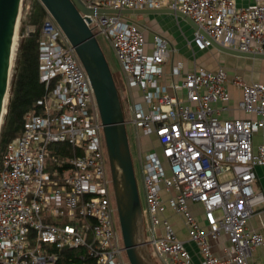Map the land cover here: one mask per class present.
I'll list each match as a JSON object with an SVG mask.
<instances>
[{
	"label": "built area",
	"instance_id": "1",
	"mask_svg": "<svg viewBox=\"0 0 264 264\" xmlns=\"http://www.w3.org/2000/svg\"><path fill=\"white\" fill-rule=\"evenodd\" d=\"M80 1L93 10L82 14L88 27L96 39L102 35L107 40L117 60L131 124L158 144L157 151L139 153L145 241L155 262L191 264L189 251L164 215L170 211L182 218L199 264H264V258L255 261L253 255L264 247V236L246 228L254 208L264 202L253 187L254 167L264 165V145H252L254 133L264 130V84L228 79L223 67L208 70L194 64L183 71L179 63L171 65L170 81L162 84V66L174 53L170 40L128 16L96 12L178 10L202 31L194 29L189 47L203 51L212 40L264 55V0L246 7L233 0ZM38 69L45 88L36 102L41 113L24 114L20 134L7 143L1 159L0 264H56L59 248L81 246L92 264H127L93 91L47 12L39 31ZM229 83L241 94L237 108L254 118L218 117L213 105L228 108ZM62 144L72 149L63 157L58 154ZM225 173L231 176L221 181ZM189 203L200 206L203 223ZM221 236L227 247L219 257L211 241Z\"/></svg>",
	"mask_w": 264,
	"mask_h": 264
},
{
	"label": "water",
	"instance_id": "2",
	"mask_svg": "<svg viewBox=\"0 0 264 264\" xmlns=\"http://www.w3.org/2000/svg\"><path fill=\"white\" fill-rule=\"evenodd\" d=\"M21 1L0 0V125L5 112L10 70L15 53L16 43L14 44L13 39L16 34ZM38 1L72 46L93 91L102 125L117 222L127 261L129 264H157L145 241L142 206L128 144L121 95L99 42L86 23L89 19L82 16V14H93V10L86 8L80 0ZM96 12L120 14L126 17L136 14H172L182 18L202 33L189 17L178 10L168 8L98 9ZM211 45L224 53L264 59V55L229 49L212 40Z\"/></svg>",
	"mask_w": 264,
	"mask_h": 264
},
{
	"label": "crops",
	"instance_id": "3",
	"mask_svg": "<svg viewBox=\"0 0 264 264\" xmlns=\"http://www.w3.org/2000/svg\"><path fill=\"white\" fill-rule=\"evenodd\" d=\"M237 7H246L253 3V0H233ZM175 16V15H174ZM177 17V16H176ZM151 25L145 26L150 31L160 33L167 37L172 47L174 48V53L170 59L162 66L163 76L160 79L162 84H167L170 81V69L172 64L179 63L182 66L183 71L190 69L194 64L201 66L208 70H215L217 67H223L226 71L228 79L234 76L241 77L247 83H263L264 84V59L261 58H249L241 57L228 53H224L214 48L209 47L206 50L198 51L193 46L189 47L188 42H191L194 28L188 24L180 17H173L172 14H154L150 15ZM28 25H25L24 35L29 31L27 30ZM177 28V34L180 39H178L172 32L173 28ZM149 32V31H148ZM176 34V35H177ZM151 38V36H150ZM151 40V39H150ZM148 40V41H150ZM122 76V74H121ZM176 81H180L181 77H175ZM123 81V79H122ZM124 88V87H123ZM227 89L230 95L229 103L227 104L226 110H221V104H214V108L217 110L218 117L220 119H233V118H254L253 115L244 113L237 108V102L241 97L240 91L236 89L231 83L227 85ZM125 91L126 101L129 99L128 92ZM135 92V90H133ZM128 103V102H127ZM142 135V134H141ZM143 136V135H142ZM145 144L147 146V151H153L158 149V144L155 142L154 138L146 137ZM140 148V141L138 140ZM142 144V143H141ZM264 145V130H258L254 133L252 138L253 147L258 145ZM55 147V146H54ZM146 152L139 149V152ZM255 181L253 187L256 191L261 192L264 197V165L254 167ZM188 207L192 213H194L200 223H203L201 216V208L197 204L189 203ZM264 202L254 208L253 214L246 221V228L252 231L261 233L264 236ZM165 217L171 222L168 213L164 214ZM181 227L175 228V223L172 221V225L176 231L178 238L183 241L185 247L190 253L191 264H199L200 256L198 249L195 244L190 241L186 228L183 225V220L179 216ZM227 247V241L225 236H221L217 240L211 241L212 253L216 256L222 257L224 255V250ZM254 260L258 261L264 258V247L258 248L253 252Z\"/></svg>",
	"mask_w": 264,
	"mask_h": 264
},
{
	"label": "trees",
	"instance_id": "4",
	"mask_svg": "<svg viewBox=\"0 0 264 264\" xmlns=\"http://www.w3.org/2000/svg\"><path fill=\"white\" fill-rule=\"evenodd\" d=\"M45 16L46 11L39 1L30 0L27 20L20 28L15 47L5 112L0 125V165L7 143L22 130L24 114L31 110L41 113V108L36 105V102L45 94V88L39 81L38 41L40 25ZM28 24L34 29L24 35L25 25ZM71 151L69 145H59V156L63 157ZM57 254L56 264H92V259L87 256L82 246L76 249L59 248Z\"/></svg>",
	"mask_w": 264,
	"mask_h": 264
},
{
	"label": "rangeland",
	"instance_id": "5",
	"mask_svg": "<svg viewBox=\"0 0 264 264\" xmlns=\"http://www.w3.org/2000/svg\"><path fill=\"white\" fill-rule=\"evenodd\" d=\"M29 8H30V0H22L18 24H17V28H16V36H15V43L16 44H17V41L19 39L20 28L23 26L25 20H27L26 18H27V15L29 13ZM128 17L130 20L137 22L138 24H140L142 26H150L151 25V20H150L151 18H150V15H148V14H136V15H130ZM173 17L177 18L174 15H173ZM180 19H182V18H180ZM26 29L27 30H33L34 28L28 24ZM172 31H173L172 33L178 39H180L178 36H181V35L177 34V31L179 32V30L174 27L172 29ZM150 36H151L150 32L145 31V37L147 38V40L151 39ZM181 38H183V37L181 36ZM97 40H98L99 45H100V47L104 53L105 58L109 64V67L111 69L112 75L114 77L116 86L120 92L121 99L123 102L125 121H126V131H127V136H128V144H129L130 154H131V158H132L134 174H135V178H136V182H137V186H138V192H139V197H140V201H141V206H142V209H144V206H145V204H144V193H143V187H142V182H141V177H140V172H139V153H140L139 149L141 148V150H143V151L148 150L147 146L145 144V138H144V136L141 135L142 133L140 131L135 130L134 126L130 122L131 115H130L128 103L125 99V91L123 88V81H122V76H121L122 73H121V70H120L119 65L117 63V60L114 56V53H113L111 47L109 46L107 40L102 35H98ZM16 44H15V47H16ZM12 65H13V60H12ZM11 72H12V66H11V70H10V76H11ZM9 81H10V79H9ZM138 140L140 141V148L139 149H138V146H139ZM230 176H231L230 173H225L223 175H220L219 179L221 181L226 180ZM167 213L171 219V222L173 221L175 223L174 224L175 228L181 227V222H180L179 216L173 214L170 211H168ZM125 260H126V263L129 264L127 259H126V256H125Z\"/></svg>",
	"mask_w": 264,
	"mask_h": 264
},
{
	"label": "bare ground",
	"instance_id": "6",
	"mask_svg": "<svg viewBox=\"0 0 264 264\" xmlns=\"http://www.w3.org/2000/svg\"><path fill=\"white\" fill-rule=\"evenodd\" d=\"M15 36H16V34L14 35V39H13L14 44H15ZM14 44H13V45H14Z\"/></svg>",
	"mask_w": 264,
	"mask_h": 264
}]
</instances>
